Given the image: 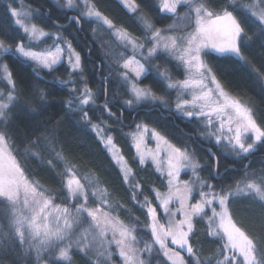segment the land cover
I'll use <instances>...</instances> for the list:
<instances>
[{
  "label": "trees",
  "instance_id": "1",
  "mask_svg": "<svg viewBox=\"0 0 264 264\" xmlns=\"http://www.w3.org/2000/svg\"><path fill=\"white\" fill-rule=\"evenodd\" d=\"M131 2L138 6L136 12H131L122 0H90L96 10L111 21L109 26L94 18L82 19L79 25L75 21L70 23L71 14L77 16L78 13L60 9L52 0H0V41L8 49L1 48L0 61L7 66L12 81L9 84L0 69V101L1 95L12 96L8 120L0 122V132L7 137L5 148L0 145V188L2 185L8 187L5 190L10 193L13 186L22 190L24 186L34 188L36 184L55 205L75 218L76 208L82 203L73 202L66 189L67 179L75 176L81 185L84 207L102 208L133 237L147 244L146 248L151 251L147 264H169L154 248L148 212L149 207L154 208L156 220L165 228L158 194L164 193L167 181L151 162L138 161L129 135L135 126L144 125L162 137L171 150L175 148L187 153L198 166L195 183L204 184L202 193L208 194L205 198L217 200L238 184L259 183L264 177V148L257 143L251 153L236 154L237 151L226 145L215 146V140L212 141L209 135L220 126L221 121L215 113L213 125L203 118L204 122L198 126L177 114L178 103L192 101L194 96H201L211 89L206 100L197 101V105L205 112L222 110L225 133L230 123L228 117H232L218 101L210 76L204 81L206 87H182L183 82L191 78V73L177 55L183 53L189 38L194 35V7L202 6L205 12L217 15L241 6L247 14V23L242 25L240 56L210 53L202 58L223 90L243 104L257 125L264 129V33L261 32L264 25L246 9L247 0H235L234 4L232 0L179 1L171 14L157 11L163 0ZM9 6L16 10L23 7L32 10L33 22L48 35L37 43L29 42L22 29L14 25V18L9 16ZM239 11L238 8L233 14L237 15ZM55 24L65 27L59 28ZM115 30L126 34L136 45L132 47L127 41L119 42ZM156 31L163 38L175 40L177 47L166 51L162 43L157 45ZM67 42L80 55L78 71H71L64 63L46 70L23 60L15 52L21 44L40 51ZM150 49H156L151 56ZM131 56L146 67V75L136 83L150 93L148 104L126 103L131 97L128 82L122 76V64ZM170 84L175 86L169 87ZM84 98L88 99L87 105L81 103ZM185 107L199 110L191 103ZM85 111L87 119L83 118ZM92 125L98 126L99 135L92 130ZM230 126L233 133L228 134L234 135L236 119L231 120ZM37 127L41 129L42 140L55 136L56 143L45 148L49 140H44L41 147L45 150L33 149L29 134ZM44 127L51 131H42ZM109 136L130 170L127 181L102 142ZM247 136L253 143L252 133ZM148 142L152 143V139ZM7 198L0 194V264H102L97 257L75 249L70 251L71 260L66 263L47 259L44 253H40L41 257L29 253L11 237V223L16 214ZM262 205L264 202L253 194L231 196L226 202L228 215L241 231L254 238L258 251L264 249ZM208 212L192 217L193 229L189 234L192 255L174 246L170 238L165 241L167 248L180 253L185 264H219L220 257H231L223 246V239L211 234ZM51 253L55 252L52 250ZM234 264L238 263L234 261Z\"/></svg>",
  "mask_w": 264,
  "mask_h": 264
},
{
  "label": "snow or ice",
  "instance_id": "2",
  "mask_svg": "<svg viewBox=\"0 0 264 264\" xmlns=\"http://www.w3.org/2000/svg\"><path fill=\"white\" fill-rule=\"evenodd\" d=\"M83 7L75 5L74 0H67V6L69 8L77 7L78 14L73 16L70 20L75 21L77 25L80 24L82 19L85 18H96L103 20L106 24L111 26V21L107 17L102 16L101 12L96 10L94 4L90 3V0H82ZM125 6L131 11H137V5L132 3L131 0H122ZM179 3V0H163V3L160 5L157 10L159 13H172L176 10V4ZM232 3H235V0H232ZM151 7V5H149ZM250 10L257 9V11H252V16H257L261 25H264V0H259V5L251 4L247 6ZM240 9L237 15H234L233 12ZM197 17L206 16L207 20L198 19V28L196 34L193 35L188 40V46L183 49V53L177 55L173 52V55H177V59L187 68L189 73H191V78L185 80L182 84V87L185 88H203L206 87L204 81L210 76L213 84L216 85V91L219 92L221 97L226 98V93L224 92L221 84L217 81L216 76L212 75V69L208 67L206 62L202 57L209 56L210 53H216L220 56L226 55H235L240 56V40L242 33H244V28L242 25L247 23V14L243 11L241 6L237 5L233 8L232 11L225 10L223 15H216L213 12H205L202 6L195 8ZM8 14L11 18L20 17L21 13L18 12L15 8L9 6ZM214 17V18H213ZM239 17V18H238ZM27 14H24V20H27ZM22 19H14V25L19 26L23 29L25 33L29 35L31 39H40L48 35L43 29L38 28L36 25H31L30 27L24 23ZM261 32L264 33V28H261ZM157 43L161 42V34L159 31L155 32V37ZM63 42V41H61ZM131 43V40L129 41ZM55 43V42H54ZM68 53H69V63L73 69H78L80 67V56L74 53L71 43L67 42ZM163 47L167 51L169 48L175 49L177 47L175 40L167 38L163 41ZM0 48H3L5 51L8 49L5 47L4 42L0 41ZM17 53L21 56L36 61L37 63L43 65V67L51 69L53 65H56L60 61V54L63 49L57 43L55 46L54 52L48 53H37L25 50V47L21 44L18 45L15 49ZM156 49H150L149 56L152 55V52ZM75 56V62L71 60L72 56ZM135 64L136 66L132 68V71L135 72L137 79L141 76L146 75L143 65L138 61L130 60L124 64L125 68H129L130 65ZM5 71L7 72V66L5 65ZM9 78V83H11ZM175 85H169V87H174ZM132 92L134 93L136 100L143 99L144 97L150 95L148 90L140 89L136 87L135 84L132 85ZM212 90L209 89L208 92L203 93L201 96H194L192 101L184 100L183 104L178 103L176 105V112L180 117L188 119L191 123L198 126L200 123L204 122L203 118H207L208 124L213 125L212 116L213 113L220 119L219 129H215L213 133L209 135H215V146H225L224 141H227V144L231 146L232 150L237 151L238 153H251L252 150L256 147L258 143L261 148H264V129L258 126L256 121L252 118L251 112L247 108H243L239 103L235 101H227L224 107L232 108L236 113V124L237 127L234 131V135H228V133H233V128L230 126L231 116L228 117L229 127L227 128V133L224 132V123L222 116V110L213 109L212 111L205 112L203 107L197 105V101L206 100V98L211 94ZM87 95V90H86ZM12 101V96L9 94L6 98V102L0 103V122L8 120L9 115V103ZM82 104L87 105L88 99H83ZM127 104L132 105L133 100L126 101ZM192 104L193 107H199L198 111H192L185 107V105ZM88 113L84 112V119H87ZM36 131H33L29 134V143L33 149H40L41 151L45 150L47 147H51L56 143L55 136L44 137L42 140L40 128H34ZM92 130L96 131L99 135V130L97 125H92ZM44 132H50L51 130L47 127L42 129ZM252 133L253 143H246L248 138L247 134ZM34 138V139H33ZM158 139H162L159 138ZM7 137L3 132H0V141H6ZM44 140H49V144L42 148L41 145L44 143ZM137 140V149L143 141V135L136 137ZM105 146L108 148V151L113 154V158L119 163L122 160V157H119L114 151L115 145L112 142V138L109 136L106 140L102 141ZM169 147H171L169 145ZM54 150V149H53ZM211 151V149H209ZM143 155H141V163H143ZM191 165L195 167L194 164L190 161L189 155L185 152H181L180 149H172L169 155V171H168V184L170 185L169 193L166 196L158 194V199L160 200V205L163 207L165 212H168V205L175 197L180 204L178 211L183 214V219L178 222H169V227L165 229L162 225L156 220V212L152 207L148 208L149 215L153 220L152 225V234L155 238L156 243L164 249L165 256L172 261V264H185L184 259L180 256L179 252H169L167 245L165 243L168 237H171V242L174 245H177L180 249H186L188 255L193 254V247L189 244V234L192 232L193 224L192 217L198 213L204 211V205H211L213 200L206 199L208 195L206 193H201V201L194 205H189L187 203L189 196L191 194V189L185 183L183 190L176 188V181L180 175V170L182 167ZM122 171H125V180L127 181V170L122 168ZM69 191L76 193L80 190V182L76 179H71L68 181ZM75 185V188H73ZM260 185H264V177L259 181V185L255 182L247 183L246 188L249 190H254L260 198L264 200V191H262ZM135 187H139L136 185ZM211 187V186H209ZM175 189V191H173ZM243 191V189H241ZM214 199V198H213ZM227 196H222L219 199V204L222 209L220 213H216L213 209L214 215H219L221 220V227L223 228L225 234L227 235L229 246L231 249L235 250L240 257H242V264H264V249L258 251L257 243H254V238H249L244 231H241L240 228L236 227L232 223L231 219L228 217L227 208H226ZM264 207V205H262ZM83 212H87L89 216L95 215V210L88 209L85 207L82 209ZM171 215V213H170ZM121 239L117 241V245L120 247V255L125 261V264H144V261H141L137 255L138 250L133 248L131 244L126 243L125 241L129 237V233L126 229H122L120 232ZM134 239V238H133ZM70 248H65L61 250L59 254L60 260H71ZM81 251H86L87 247H82ZM236 255L232 257H225L224 264H234L236 261Z\"/></svg>",
  "mask_w": 264,
  "mask_h": 264
},
{
  "label": "rangeland",
  "instance_id": "3",
  "mask_svg": "<svg viewBox=\"0 0 264 264\" xmlns=\"http://www.w3.org/2000/svg\"><path fill=\"white\" fill-rule=\"evenodd\" d=\"M179 1H187L189 2L190 0H179ZM52 2L59 7L60 9L63 10H68V11H74L78 13V8L77 7H72L69 8L67 6V0H52ZM82 2V1H80ZM75 5H80L79 0H74ZM83 3V2H82ZM178 4V3H177ZM176 4V5H177ZM251 4H257L259 5V0H247L246 2V9L250 11L252 14V11H257V9H249L247 6ZM79 7H83L81 4ZM198 7V6H196ZM193 8V13L195 16V30H194V35L196 34L197 28H198V19L202 20H207L206 16H201L197 17L195 8ZM18 12L21 13L20 17H16L14 19H22L24 20V14H27V20H24V23L27 26L31 25H36L38 28H40L35 22H33V11L30 9H26L23 7L20 10H17ZM173 13V12H172ZM171 14V13H170ZM217 15H223V13L217 14ZM71 16H74L71 14ZM255 18L258 19L257 16H254ZM94 18V17H92ZM214 18V17H213ZM89 18H85L83 20H87ZM96 19V18H94ZM101 20V19H98ZM259 20V19H258ZM103 23H105L103 20H101ZM106 24V23H105ZM108 25V24H107ZM22 29V28H21ZM41 29V28H40ZM22 32L26 35V38L29 42L31 43H37L41 39L45 38L42 37L38 40L36 39H31L27 33H25L22 29ZM114 34L117 38V40L121 43H124V41H127V45H132L134 47L136 44L134 41L130 39L126 34H124L121 31L115 30ZM163 38L161 36V42L159 45L163 44V41L167 39V36H164ZM171 38V37H168ZM131 40V43L129 42ZM157 42V40H156ZM162 43V44H161ZM158 45V43H157ZM55 46H51V48H48L46 50H40L36 51L31 48L25 47V50L32 51V52H37V53H48V52H54L55 51ZM59 46L63 49V51L60 54V61L56 65H53L52 68L64 63L69 68L71 71H78V69H73L69 63V53H68V47L67 43L59 44ZM138 48V47H136ZM73 49V48H72ZM74 53L78 54L74 49ZM3 50L0 48V53L2 54ZM16 52V51H15ZM0 54V55H1ZM16 54L21 57L23 60H26L28 62H31L43 69L50 70L48 68L43 67V65L37 63L36 61L27 59L23 56H21L19 53L16 52ZM140 54V53H137ZM79 55V54H78ZM80 56V55H79ZM235 56V55H234ZM72 62H75V56L73 55L71 57ZM130 60L138 61L141 65H143L145 73L147 72L145 65L135 56L129 57L123 64H122V69H123V75L126 81L128 82L129 85V91H130V97L131 100L134 101L133 105H139V104H148V102L151 101V96L148 95L144 97L143 99L136 100V97L134 93L132 92V85L135 84L136 87L140 88L137 85V81L140 80L141 78L137 79L135 72L132 71V68H134L136 65L132 64L130 65L129 68H125L124 64L127 63ZM80 64H81V58H80ZM51 68V69H52ZM0 69L4 73V77L6 81L9 83V74L8 71H5V64H3L0 61ZM211 79V77H210ZM11 84V83H9ZM211 87L213 88V91L216 94V97L218 101L224 106L227 101H235L239 103L243 108H246L243 104H241L237 99L229 96L226 93V98L221 97L219 95V92H217L216 85L212 83L211 81ZM141 89V88H140ZM7 96L1 95V101L0 103L6 102ZM87 99V98H84ZM232 115L233 119H237L236 113L232 108L225 107ZM139 135H143V141L139 146V150L137 149V140L136 137ZM231 135V134H228ZM130 139L132 142V146L134 149V153L138 159L139 162H141V155H143V163L146 162H151L153 166L160 172L161 175H163L166 179L167 183V188H165L164 193L162 196H166L169 193L170 190V185L168 184V171H169V155L171 153V149L166 146V141L158 139L162 138L160 137L154 130L147 128L144 125H137L134 127V129L130 133ZM212 141L215 140V135L210 136ZM148 139H152V143L148 142ZM246 143H250L249 137L246 140ZM0 145L5 148L6 143L5 141H0ZM224 145L226 147H229L230 149L231 146L227 144V141H224ZM108 149V148H107ZM114 151L117 153L119 157H122L118 150L114 148ZM242 152H240L241 154ZM238 154V152H236ZM112 158L113 154L111 153ZM190 161L192 164L195 165V167H192L191 165L182 167L180 170V175L176 181V188H179L181 191L184 188L185 183H187V186L191 189V194L189 196V199L187 203L189 205H193L196 203H199L201 201V194L198 195L202 192L205 191V186L203 183H195L196 179V171L198 166L194 162L193 159L189 156ZM114 162L117 164L118 168L120 169L121 173L125 177V171H122V168L127 170V176L128 180L130 179V170L127 167V164L125 163L123 157L122 160L118 163L116 159H114ZM76 179L74 177H70V179H67L66 183V189H67V194L69 197L72 199V201H76L79 205V203H82L81 207L77 206L76 210L77 212L75 213L76 217L73 218L71 217L70 213H67L64 211L62 208L58 207V205H55L50 198L47 197L46 192L37 186L36 184L33 186L34 188L24 186L22 190H19L20 187L13 188L11 189L10 193L9 191H6L8 187H5L2 185V188H0V194L6 195L8 200H11V205H13L16 217H14V222L11 223L13 230L10 232L12 233L11 237L17 242L20 246H23L27 248V250L32 253H34L36 256H39L40 253H44L47 257V259H52L53 261H58L61 263H66L67 260H60L59 259V254L61 250L65 248H70L69 252L73 249L81 251L80 249L82 247H87L86 251H81L82 253L90 254L98 258V261L100 263H105V264H125V261L120 255V247L117 245V241L121 239L120 232L124 228L112 215L108 214L106 211H104L100 207H87L88 209H93L95 210V215L94 216H89L87 212H83L82 209H84V198L82 196V190L80 188L79 191H77L75 194L69 191V185L68 181L71 179ZM247 183H253L252 181L249 182H244L241 184H238L235 188L232 189L229 193H227L224 196H227V200L231 196H236V195H251L253 194L260 200V195H258L254 190H249L246 188ZM257 183V182H255ZM259 185V183H257ZM197 185V186H196ZM262 191H264V185H260ZM73 188H75V185H73ZM10 189V188H9ZM243 189V191H241ZM175 191V189H173ZM197 193L195 198L193 196ZM8 194V195H7ZM206 199H212V198H206ZM219 199L213 200L211 205H204V211L198 214L205 215V212L209 210L208 212V217H207V222L210 226L211 234L212 235H219L223 239V246L225 249L229 251L231 254V257L233 255H236L237 259L235 263L242 264V257L238 255V253L235 252V250L231 249L229 246V241L227 238V235L225 234L223 228L221 227V220L219 215H214L213 214V209H215L216 213H220L222 211L220 204H219ZM264 202V200H262ZM196 202V203H195ZM227 202V201H226ZM101 204V202H100ZM160 205V201H159ZM161 206V205H160ZM226 206V205H225ZM180 207L179 201L173 197L171 202L168 205V212H165L163 207L161 206V210L163 213L164 217V222H165V229L169 227V222H178L179 220L183 219V214L178 211ZM171 213V215H170ZM230 218V216L228 215ZM157 218V217H156ZM76 219V220H75ZM231 219V218H230ZM232 221V219H231ZM150 225L149 229L151 230V237L152 241H154V248L158 252H161L162 255L165 256L164 254V249L160 247L158 243H156L155 238L152 234V225H153V220L151 218L150 220ZM233 224H235L232 221ZM236 225V224H235ZM237 227V225H236ZM239 228V227H238ZM127 230V229H126ZM128 231V230H127ZM129 237L125 241L128 244H131V246L135 249L138 250L137 255L141 261H144V264H147V259L149 255V249L146 248L147 244L142 242L138 237H133L132 234L128 231ZM134 238V239H133ZM171 239V237H168ZM170 241V240H169ZM171 242V241H170ZM146 245V246H145ZM174 245V244H173ZM178 247L177 245H174ZM55 249V250H54ZM169 252H174L167 248ZM54 251L55 253H51V251ZM186 250V249H182ZM168 263L172 264V261L168 258V256H165ZM225 257H230L228 255L223 256L222 258L220 257L217 262L219 264H224L225 262ZM49 261V260H48ZM50 262V261H49ZM185 262V261H184Z\"/></svg>",
  "mask_w": 264,
  "mask_h": 264
},
{
  "label": "water",
  "instance_id": "4",
  "mask_svg": "<svg viewBox=\"0 0 264 264\" xmlns=\"http://www.w3.org/2000/svg\"><path fill=\"white\" fill-rule=\"evenodd\" d=\"M73 17V16H72ZM57 27H59V28H63V27H65V25H58V24H55ZM207 150H208V153L213 157V158H215L214 157V155L212 154V151H209V148H207Z\"/></svg>",
  "mask_w": 264,
  "mask_h": 264
}]
</instances>
